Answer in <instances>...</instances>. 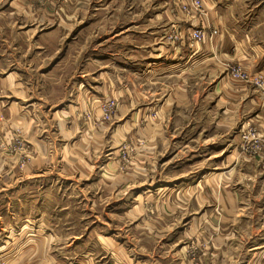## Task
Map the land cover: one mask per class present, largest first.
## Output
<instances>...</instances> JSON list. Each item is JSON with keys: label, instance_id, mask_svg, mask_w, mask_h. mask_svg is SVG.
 <instances>
[{"label": "rangeland", "instance_id": "rangeland-1", "mask_svg": "<svg viewBox=\"0 0 264 264\" xmlns=\"http://www.w3.org/2000/svg\"><path fill=\"white\" fill-rule=\"evenodd\" d=\"M81 1L0 0V264H264V173L222 165L220 150L195 165L182 164L186 148L167 160L169 132L190 119L181 108L178 118L175 108L160 114L161 103L141 116L142 94L160 93L153 82L140 90L136 77H96V63L86 64L97 41L93 4L75 8ZM52 65L63 72L46 76ZM108 80L115 91L104 99L88 89ZM43 82L55 84L51 93ZM212 100L196 107L206 111ZM208 121L215 125L217 115L198 122ZM228 132L212 130L210 138L219 145ZM202 133L189 151L202 146ZM215 163L221 170L196 183ZM155 222L160 233L151 231Z\"/></svg>", "mask_w": 264, "mask_h": 264}, {"label": "crops", "instance_id": "crops-1", "mask_svg": "<svg viewBox=\"0 0 264 264\" xmlns=\"http://www.w3.org/2000/svg\"><path fill=\"white\" fill-rule=\"evenodd\" d=\"M188 1L92 0L89 22L92 36L97 37V41L86 64L91 63L94 67L96 63L93 73L97 78L104 74L114 76L117 73L128 78V81L135 82L136 77L137 82L142 83L140 90L143 83L147 85L153 82L161 94H142L140 98L147 99V102L141 116L145 114L148 106L157 108L160 103V114L164 108H170L171 113L175 108L172 118H178L180 108L184 109L182 117H187L190 121L180 133L176 127L169 132L172 136V154L167 160L181 154L186 148L189 153L180 159L182 164L195 165L196 161L201 163L212 156L218 157V154L213 153L220 150L221 155L215 159L222 160L225 152L222 165L227 161V165L234 163L235 168L246 166L255 168V171L259 169L263 176L264 149L260 153H254L253 141L245 140L243 135L251 130L255 135L264 137V95L255 82L236 79L229 72L232 65L240 64L252 77L261 76L264 79V0H204L206 12L202 13L183 10L182 5ZM75 8L83 10V0ZM80 20L83 21L82 17ZM199 26L204 27L205 38L194 45L189 32ZM55 28L57 27L53 29ZM214 28L218 29L217 34L212 33ZM46 34L48 33L42 32L37 37L44 39L47 50H53L56 42L51 41ZM35 59L34 51L29 58L33 69ZM50 69L46 76H57L63 72L54 65ZM13 72L12 70L11 73ZM53 80L62 85L65 78ZM82 80L79 77L78 82L83 83ZM163 80L164 83H174L159 86L158 82ZM114 82H91L88 83V89L95 97L104 99L108 93L115 91ZM43 83L44 91L51 93L55 88L52 82ZM196 87L199 88L198 94L195 92ZM79 88L71 86V90L74 89L75 92ZM211 94L214 97L212 107L209 106L206 111L201 106L196 107L200 100L203 104H209ZM213 114L218 117L215 125H211L210 121L207 125L198 122L200 119L211 120ZM164 130L165 127L162 126L157 128V134L163 137L166 134ZM212 130L218 131V134L225 130L229 132L222 134V143L218 145L215 139L210 138ZM202 132L205 133L202 146L189 151L190 140L194 141L195 135L203 134ZM179 142L183 145L177 146ZM232 145L233 152L230 153L227 147ZM230 156L234 161L228 160ZM215 165L210 167L213 169L207 167L209 169L203 170L196 183L217 173L219 166L216 163ZM137 195L139 197L142 192L138 191ZM224 212L230 213L227 207ZM157 213L162 214V207ZM190 214L191 222L196 211H191ZM152 227L151 231L156 229L154 232L160 233L157 222Z\"/></svg>", "mask_w": 264, "mask_h": 264}, {"label": "built area", "instance_id": "built-area-1", "mask_svg": "<svg viewBox=\"0 0 264 264\" xmlns=\"http://www.w3.org/2000/svg\"><path fill=\"white\" fill-rule=\"evenodd\" d=\"M182 9L190 12V11H197V12H206L204 8V0H189L188 3H184L182 5ZM213 34L218 33V29H213ZM190 39L192 40L193 44L196 45L199 42H202L205 38V30L203 26L195 27L189 32ZM230 72H232V76L236 79L246 81V82H255L257 86H259L262 90V94L264 95V79L261 76L258 77H252L248 73L247 70H245L240 64H235L230 67ZM113 103V101H111ZM252 135L253 139V149L261 151L264 149V138L259 139V136L255 135L254 132H249L246 134V136L250 137Z\"/></svg>", "mask_w": 264, "mask_h": 264}]
</instances>
